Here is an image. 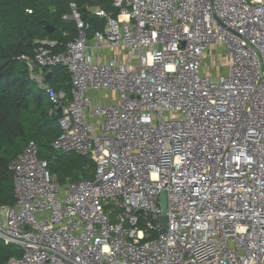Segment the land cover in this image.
Here are the masks:
<instances>
[{"label": "built area", "instance_id": "obj_1", "mask_svg": "<svg viewBox=\"0 0 264 264\" xmlns=\"http://www.w3.org/2000/svg\"><path fill=\"white\" fill-rule=\"evenodd\" d=\"M68 1L77 38L26 61L62 108L52 148L90 156L95 179L62 186L30 142L0 207V241L22 251L6 264H264V0H113L87 8L105 22L92 37Z\"/></svg>", "mask_w": 264, "mask_h": 264}, {"label": "trees", "instance_id": "obj_2", "mask_svg": "<svg viewBox=\"0 0 264 264\" xmlns=\"http://www.w3.org/2000/svg\"><path fill=\"white\" fill-rule=\"evenodd\" d=\"M103 1L75 0L82 16L89 23H95L94 27L90 23L94 31H102L105 22L92 15L86 3ZM111 7L116 14L118 11L113 5ZM69 11L68 0H0V207L15 204L13 175L9 165L21 154H14V147L20 139L28 140V144L35 142L39 147V158L48 163L53 175L56 173L52 164L41 157V146L37 139L52 134L55 140L60 134V127L56 117L49 113L51 103L48 96L31 78L26 59L34 58L38 42H54V50L61 51L68 42L77 38L76 24L63 20V15ZM47 27L53 28V31H48ZM30 41L32 45L27 46ZM47 83L56 91L63 90L67 94L72 86L71 76L64 67L51 69ZM78 156L80 158L75 165L91 175L94 161L87 155ZM9 259L0 253V264H6Z\"/></svg>", "mask_w": 264, "mask_h": 264}, {"label": "rangeland", "instance_id": "obj_3", "mask_svg": "<svg viewBox=\"0 0 264 264\" xmlns=\"http://www.w3.org/2000/svg\"><path fill=\"white\" fill-rule=\"evenodd\" d=\"M101 5V6H100ZM111 5H113V0H104L101 2H87L86 7L88 8H94V7H100L105 9L108 13H115V11L112 9ZM70 13V11H69ZM92 26H95V23L91 22ZM94 29V28H93ZM104 30V29H103ZM102 30V31H103ZM95 31L92 30V32L89 33V36L92 37L93 33ZM215 66L212 68L209 72L211 74H214L215 81H218L219 74L222 72L224 73L226 71V68H223L224 70L220 69V65L225 63L221 58L216 57L214 59ZM50 85L53 86V83L50 82ZM28 140L20 139L18 141V145L14 147V154L17 155L19 153H22L24 149L28 146ZM54 142V135L49 134L46 138H40L38 137L37 143L39 146H41V157L47 159L52 166L54 167V170L56 173L54 174L55 181L61 184L62 186H65L68 181H94L95 174H96V166L90 169L91 175L87 173V171L81 169V167L78 168V166L75 165V162L80 158L78 154L75 153H69L64 154L62 152L55 151L52 148V144ZM92 159V158H91ZM14 182V181H13ZM108 213H111V216L113 217V223L116 222V214L117 211L114 207V204L108 205ZM0 253L4 256L11 258H20L22 256V251L16 247V246H7L4 242L0 241Z\"/></svg>", "mask_w": 264, "mask_h": 264}, {"label": "water", "instance_id": "obj_4", "mask_svg": "<svg viewBox=\"0 0 264 264\" xmlns=\"http://www.w3.org/2000/svg\"><path fill=\"white\" fill-rule=\"evenodd\" d=\"M47 30L50 31V32H52L53 31V28L47 27ZM26 45L27 46L32 45V41L28 42ZM32 64L34 66V70L35 71H39V67L36 65L35 61H32ZM50 76H51V73H48L47 74V78H49ZM62 117H63V112H62V108H60L59 111H58V115L56 117V120H59ZM160 202H161V209H162V213H163L162 223L166 227L167 226V217H166L165 214L167 212V198H166V193L165 192H162V194L160 196Z\"/></svg>", "mask_w": 264, "mask_h": 264}, {"label": "crops", "instance_id": "obj_5", "mask_svg": "<svg viewBox=\"0 0 264 264\" xmlns=\"http://www.w3.org/2000/svg\"><path fill=\"white\" fill-rule=\"evenodd\" d=\"M48 73H51V71H48ZM48 73H47V74H48ZM71 84H72V83H71ZM71 88H72V86H71ZM61 91H63V90H61ZM67 95H68V98L71 99V90H70V92H69Z\"/></svg>", "mask_w": 264, "mask_h": 264}]
</instances>
